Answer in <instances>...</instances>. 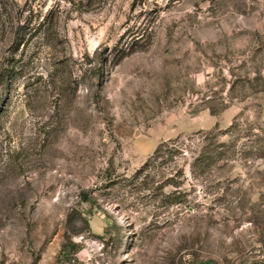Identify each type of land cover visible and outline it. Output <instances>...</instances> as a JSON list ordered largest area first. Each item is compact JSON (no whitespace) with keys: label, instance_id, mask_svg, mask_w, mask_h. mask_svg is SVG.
I'll use <instances>...</instances> for the list:
<instances>
[{"label":"rangeland","instance_id":"rangeland-1","mask_svg":"<svg viewBox=\"0 0 264 264\" xmlns=\"http://www.w3.org/2000/svg\"><path fill=\"white\" fill-rule=\"evenodd\" d=\"M26 1L0 0V264H264V0Z\"/></svg>","mask_w":264,"mask_h":264},{"label":"trees","instance_id":"trees-1","mask_svg":"<svg viewBox=\"0 0 264 264\" xmlns=\"http://www.w3.org/2000/svg\"><path fill=\"white\" fill-rule=\"evenodd\" d=\"M95 0H80V3L83 4L84 6H86V8H92V7H97ZM32 3V1H26L25 5L32 7V5H30ZM32 9V8H29ZM4 12H6L5 16V23L9 22V21H13L15 18V13H14V8L12 9H3ZM20 15L19 10H17ZM53 12V9L48 10L42 18V21L39 22L38 28L35 29L36 27H31V19H25L24 21H21L18 25V28L16 30V40H18V42H22L23 46H25L27 43H29V41L31 40V38H33L36 34V31L41 28L43 30L44 33H46L47 31H49V24L47 25V23L50 22V17L51 14ZM3 12H0V14ZM154 22V18H152V21L150 23L145 24V26L143 27L142 25H135L132 27H129L124 35L126 34V36H128V38H130V40H133V42H130L128 44V46L125 49H122V53L123 56H127L128 54L136 51V47L133 46L134 42H140L141 40H145L143 43V46H147L149 44L152 43L153 38H154V25L152 24ZM35 29V30H34ZM34 30V31H33ZM20 43V44H22ZM118 46V45H117ZM116 46V47H117ZM102 54L100 53V60L102 59ZM103 60V59H102ZM180 138L181 137H177L175 139H170L169 141H164L162 143H160L158 145V147L156 148L155 152H154V158H164L166 157L167 160H174L175 157L182 156L184 155L185 151L184 148L181 146L180 143ZM216 148L214 150V156L213 159L215 162H218L220 160H222L226 154L225 151V146L226 144L222 141H218L217 143H215ZM153 157L149 158L144 164L143 167L138 171V173L142 172L143 170H146V168L149 167V165L151 164V159ZM202 155H198L197 159H201ZM194 159V160H195ZM177 174H180L182 176H185V172L183 169H179V171L177 172Z\"/></svg>","mask_w":264,"mask_h":264}]
</instances>
